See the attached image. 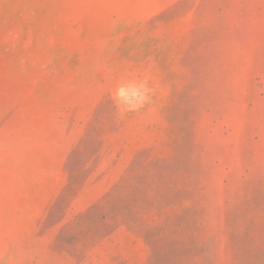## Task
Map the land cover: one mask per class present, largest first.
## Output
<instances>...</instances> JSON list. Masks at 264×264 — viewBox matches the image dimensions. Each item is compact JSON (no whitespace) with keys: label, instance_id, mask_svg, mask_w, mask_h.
<instances>
[{"label":"rangeland","instance_id":"obj_1","mask_svg":"<svg viewBox=\"0 0 264 264\" xmlns=\"http://www.w3.org/2000/svg\"><path fill=\"white\" fill-rule=\"evenodd\" d=\"M0 264H264V0H0Z\"/></svg>","mask_w":264,"mask_h":264},{"label":"clouds","instance_id":"obj_2","mask_svg":"<svg viewBox=\"0 0 264 264\" xmlns=\"http://www.w3.org/2000/svg\"><path fill=\"white\" fill-rule=\"evenodd\" d=\"M158 86L146 75L122 76L108 89V98L116 116L141 114L155 107Z\"/></svg>","mask_w":264,"mask_h":264}]
</instances>
